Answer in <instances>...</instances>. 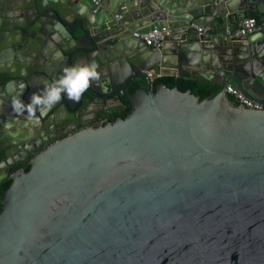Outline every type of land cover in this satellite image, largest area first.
<instances>
[{
    "label": "water",
    "instance_id": "obj_1",
    "mask_svg": "<svg viewBox=\"0 0 264 264\" xmlns=\"http://www.w3.org/2000/svg\"><path fill=\"white\" fill-rule=\"evenodd\" d=\"M93 10L90 0H0V184L12 180L0 264H264V109L233 107L225 95L230 85L264 108V30L195 29L237 25L251 10L264 18V0H109ZM157 27L171 31L159 47L134 38ZM92 63L100 79L88 90L99 103L147 79L127 117L46 141L24 134L37 121L30 98ZM186 68L222 90L202 100L153 90L156 77ZM36 152L29 172L11 175Z\"/></svg>",
    "mask_w": 264,
    "mask_h": 264
},
{
    "label": "flooded vegetation",
    "instance_id": "obj_2",
    "mask_svg": "<svg viewBox=\"0 0 264 264\" xmlns=\"http://www.w3.org/2000/svg\"><path fill=\"white\" fill-rule=\"evenodd\" d=\"M136 80H134L129 85L127 90L120 93V100L117 97H115L112 100L110 98V99H106L105 102L99 103L101 102L100 98L95 97L93 93L87 90L81 96L79 102H73L72 100H69L66 96L64 99L61 100L63 101V104H59L60 103L59 102L58 104L53 106L51 110L48 111L46 114H42L40 111V106H37L35 110V114L32 115V117H36L37 119L36 123L34 125L28 124L27 130H23V132L24 134L32 132V136L34 138L39 139V141H46V139L49 140L51 137H54L56 135L58 136V134H63L70 130L75 129L73 133H76L85 128L107 125L108 123H111L110 118L112 114H114L115 112H119L120 109L125 107L126 105L125 97H127L128 99L129 95L132 94L130 93L129 88L135 83ZM67 101L70 102L69 103L70 108L65 106V103ZM30 104L31 101L29 102V105ZM53 109L55 113L51 112ZM94 109H97V112L94 114H85V116H83L82 118L83 120L80 123H77L78 121H76V123L73 124H66L69 123L71 114H76V113L83 114V113H87L88 111H92ZM57 141H60V139L55 140L53 144H55ZM38 153L39 152H36L31 157L30 156L26 157L22 162H19L17 164L23 163L25 161H31V159ZM15 165H13L12 168ZM5 180H3L2 183Z\"/></svg>",
    "mask_w": 264,
    "mask_h": 264
},
{
    "label": "clouds",
    "instance_id": "obj_3",
    "mask_svg": "<svg viewBox=\"0 0 264 264\" xmlns=\"http://www.w3.org/2000/svg\"><path fill=\"white\" fill-rule=\"evenodd\" d=\"M97 67L95 63H92L91 65L66 68L64 75L48 87L42 95L34 94L30 98L29 113L34 115L36 107L40 106L41 113L46 114L61 101L62 94H66L67 98L73 102H79L81 96L90 88L91 82L100 79ZM14 107L20 110L23 105L19 101H15Z\"/></svg>",
    "mask_w": 264,
    "mask_h": 264
},
{
    "label": "trees",
    "instance_id": "obj_4",
    "mask_svg": "<svg viewBox=\"0 0 264 264\" xmlns=\"http://www.w3.org/2000/svg\"><path fill=\"white\" fill-rule=\"evenodd\" d=\"M255 18L259 23V17L257 16H250ZM165 84L169 88L178 87L179 90L185 92L190 90L191 93L197 97L202 99H208L213 95H217L221 90L222 87L216 84L209 82L208 80L197 78L193 75L182 74L179 76H163L157 77L153 81V90L156 89L158 85ZM140 89H148V81L144 78H139L135 81V83L129 88L130 93L134 94ZM126 105L124 108L120 109L119 112H115L112 114L110 121L111 123L115 122L118 118H126L129 114L132 105L125 97ZM229 104L234 105L230 99H228ZM31 169L30 161H25L23 163L17 164L12 168L11 175L20 171L24 170L25 172H29ZM12 180L7 178L0 186V212L2 207V199L5 191L11 186Z\"/></svg>",
    "mask_w": 264,
    "mask_h": 264
},
{
    "label": "built area",
    "instance_id": "obj_5",
    "mask_svg": "<svg viewBox=\"0 0 264 264\" xmlns=\"http://www.w3.org/2000/svg\"><path fill=\"white\" fill-rule=\"evenodd\" d=\"M96 13L100 9L104 8V0H90ZM124 16H117L118 20H123ZM261 24L253 17H248L247 19L241 21L236 27L227 28L221 34L224 37H245L252 35L261 30ZM196 31L200 35H210L212 32V27L210 26H200L196 27ZM171 31L167 28H155L148 33H134V38L143 41L149 47H159L162 45L167 37H169ZM153 78L152 74H148V79ZM225 95L227 99H230L234 104V107L242 109L251 110H262L264 109L262 105L246 98L239 90L233 88L232 86H227L225 89Z\"/></svg>",
    "mask_w": 264,
    "mask_h": 264
},
{
    "label": "crops",
    "instance_id": "obj_6",
    "mask_svg": "<svg viewBox=\"0 0 264 264\" xmlns=\"http://www.w3.org/2000/svg\"><path fill=\"white\" fill-rule=\"evenodd\" d=\"M104 5L105 6H108L109 5V0H104ZM104 6V7H105ZM248 14H249V16L248 17H250L251 15L252 16H257V17H259V21H260V24H261V26H262V28H261V30H259V32L257 33V35H260V32H263V30H264V18L258 13V11L257 10H251V11H248ZM127 20V19H126ZM128 21V20H127ZM238 25V24H237ZM237 25H231L229 22H228V20H227V18H225L224 19V24L223 25H220V23L219 22H215L214 24H213V26H211L212 27V32L210 33V35L211 36H217L218 34H221L225 29H227V28H233V27H236ZM195 29H196V27H195ZM28 52H27V54L28 55H32L33 53H32V50H27ZM196 64L195 63H193V64H191L190 66L191 67H193V66H195ZM188 74V75H193V76H195V77H197V78H202V79H205V80H207L206 79V77L204 76V75H207L208 73L206 72V71H204V70H197V68H186L185 70H183V71H180V74L179 75H182V74ZM178 75V76H179ZM165 76V75H164ZM175 76H177V75H175ZM156 77V76H155ZM159 77V76H158ZM160 77H163V76H160ZM157 78V77H156Z\"/></svg>",
    "mask_w": 264,
    "mask_h": 264
}]
</instances>
